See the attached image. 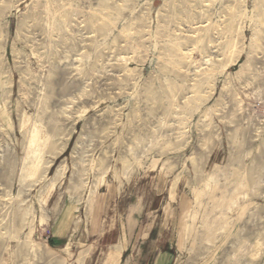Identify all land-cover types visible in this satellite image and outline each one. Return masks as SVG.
I'll list each match as a JSON object with an SVG mask.
<instances>
[{
    "label": "rangeland",
    "instance_id": "obj_1",
    "mask_svg": "<svg viewBox=\"0 0 264 264\" xmlns=\"http://www.w3.org/2000/svg\"><path fill=\"white\" fill-rule=\"evenodd\" d=\"M264 264V0H0V264Z\"/></svg>",
    "mask_w": 264,
    "mask_h": 264
},
{
    "label": "crops",
    "instance_id": "obj_2",
    "mask_svg": "<svg viewBox=\"0 0 264 264\" xmlns=\"http://www.w3.org/2000/svg\"><path fill=\"white\" fill-rule=\"evenodd\" d=\"M123 234L120 264H173L172 253L166 246L159 247V233L153 223L127 214Z\"/></svg>",
    "mask_w": 264,
    "mask_h": 264
}]
</instances>
